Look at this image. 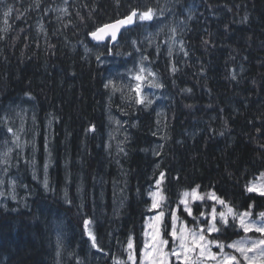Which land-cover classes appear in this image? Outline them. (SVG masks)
I'll return each instance as SVG.
<instances>
[{
  "label": "trees",
  "instance_id": "1",
  "mask_svg": "<svg viewBox=\"0 0 264 264\" xmlns=\"http://www.w3.org/2000/svg\"><path fill=\"white\" fill-rule=\"evenodd\" d=\"M129 5L166 11L125 31L108 54L89 33L123 17ZM189 11L187 26L176 27L183 51L170 54L168 42H152L148 53L163 85L158 114L154 105H137L127 87L141 59L137 49L148 42V25L157 32L168 16ZM113 110L128 118L126 155L106 148ZM7 149L9 164H0V173L8 168L19 196L0 202V264H57L49 211L67 220L62 264H90L84 219L92 221L99 252L108 254L100 264L127 260L128 237L143 244L149 192L160 172L166 220L178 194L196 185L236 211L250 204L254 213L264 211V198L245 191L264 172V0H3L0 153ZM193 211L199 215L197 203ZM179 215L191 221L182 205ZM244 235L226 227L219 239Z\"/></svg>",
  "mask_w": 264,
  "mask_h": 264
},
{
  "label": "snow or ice",
  "instance_id": "2",
  "mask_svg": "<svg viewBox=\"0 0 264 264\" xmlns=\"http://www.w3.org/2000/svg\"><path fill=\"white\" fill-rule=\"evenodd\" d=\"M2 2L3 0H0V3ZM117 3H119V0H117ZM12 10L9 7L4 12V16L8 17ZM60 11L67 14V8ZM165 11V8L153 7L151 5L143 7H132L129 5V11L123 17L115 19L110 23L96 26L89 35L97 44L107 48L108 54H111L112 48L119 43L118 36H123L122 29L127 31L133 25L142 27L147 22L158 21ZM5 23L7 24V20H5ZM160 31H162V28ZM171 31L175 33L176 29L172 28ZM148 39L151 42V34H149ZM136 43L135 40L132 41L133 45ZM181 50H183L182 42ZM169 53L171 54V48L169 49ZM101 55H97V60H100ZM185 55H187L186 52ZM146 59L147 57H142V60ZM173 71H175V68H173ZM146 72L147 76L155 77L153 72L141 66L138 71L132 74L131 79L135 83L127 85L129 91L134 93L132 99L135 103L144 107L153 103L147 94H142L144 82L147 80ZM110 85H113L112 80H109L105 84V88H108ZM147 86L152 88L163 87L155 78L148 80ZM119 90L118 87H113V91ZM91 130L94 131L95 129ZM7 131L13 134L14 139L12 143L15 144L16 148H19V136L10 127L7 128ZM11 151L12 149H7L3 153H0V164H9ZM7 171L8 168H4V172L7 173ZM46 172L47 165H45ZM165 178L166 174L160 172L159 177L155 181L157 191L149 192V195L152 197L151 209L159 208L161 201L166 199L161 189ZM4 183L5 181L0 179V186ZM44 187H48L46 175ZM199 188L200 186L196 185L190 191L186 190L182 194H178L180 199L177 207L179 208L182 205V212L186 213L187 217H191V221H181L176 210L169 211V219L167 220L165 219L164 211L158 212L150 218V222L147 224V228L151 229V231L144 232L146 239L143 241V244H134V239L130 235L125 249L127 260L116 259L113 256L112 264H264V211L254 213V206L252 204L248 205V208L243 212L236 211L228 201L217 196L214 192L200 194ZM245 191L247 193H257L259 197L264 198V172H261L259 177L255 178L254 181L249 182L245 186ZM5 195L4 191H0V197H4ZM205 198L213 200L215 203L207 213L199 211L201 205L197 204L199 215L194 216L190 201H204ZM12 199H15L14 192ZM249 199H252V197H249ZM216 205H219L222 210L217 212ZM229 217L231 218V224H229ZM178 221H180L179 227ZM91 224L92 221L90 219H84L83 231L91 241V247L103 252V248L98 245L96 235L91 230ZM226 227H231L237 235H239L240 231L246 235L232 240L230 243H225L219 239V234H222V229ZM213 233H217L218 235L212 236ZM248 233H252L253 236L247 235ZM57 243L59 247V237ZM213 247L217 250L213 251ZM226 249H230L231 251H226ZM57 254L59 255V253ZM105 255L107 256L108 254L105 253Z\"/></svg>",
  "mask_w": 264,
  "mask_h": 264
},
{
  "label": "rangeland",
  "instance_id": "3",
  "mask_svg": "<svg viewBox=\"0 0 264 264\" xmlns=\"http://www.w3.org/2000/svg\"><path fill=\"white\" fill-rule=\"evenodd\" d=\"M167 18H168L167 21L160 26V28L157 32L146 31V40L148 42H147V44H144L138 48L139 51H137V55H138L137 58H141V59L138 60V62L136 63V68H135V71H138L139 68L141 66H143L155 74V77H152V76H147V72L145 73V75L147 76V80L144 82L142 94H147L148 98L153 101V103L147 107H151L154 105L156 112L158 114H161L163 112V108H162V105H163V103H162V94H163L162 87L161 88H152V87L147 86L148 80H152L153 78H155V80L161 84V81L159 79V75L157 74V72L154 68L155 66L153 65L155 63L156 59L153 60L148 56V53H151V49L154 46V45H152V42L153 43L156 42L159 45L160 44L162 45V44H165L168 42V44H169L168 45V51L171 47H172L171 52L179 53V52L183 51V50H181V42H182L181 39L175 40V41H171L169 39H170V35L172 32L171 29L176 28L178 26H182L183 25L182 22L185 20V17L184 16H168ZM161 28H162V31H160ZM149 34H151V42H149V39H148ZM171 36H173L174 39L176 38L175 33L172 34ZM182 45H183V42H182ZM183 48H184V45H183ZM155 52H156V50L154 49V53ZM142 57H147V59L142 60ZM134 83H135V81L133 82V84ZM115 96L116 95L114 93L111 94L110 99L112 100L113 98H115ZM108 116H109L108 117V132H107L108 133L107 134L108 148L112 152L119 154L125 149V146L128 144V140L130 138L129 124L127 122L128 118H127V115L124 112H122V110H120V111L113 110L110 112V114ZM4 168L2 169V171L0 173V179H3L5 181V183L2 186H0V191H4L6 193V195L4 197H0L1 203H6V202H8V200L15 201L16 198L19 196L18 190L13 185L12 179L10 177H7L8 173L4 172ZM161 189H162V185H161ZM153 191H157L156 187H154ZM13 192L15 195V199H12ZM205 199L212 202L213 204L215 203V201H213V200H210L207 198H205ZM151 200H152V197H151ZM196 202H202V201H190L191 206H192V204H194ZM164 204H165V200L161 201V206L159 208H156V209L150 208V214L148 215V218L146 221L145 231H151V229L147 228V224L150 222V218L152 216L156 215L160 211H163ZM216 207H217V212L222 210L219 205H216ZM48 213H49L50 225H51V228H52L54 235H55V238H56V240H54L55 250H56V253H59V255L57 254V264H62L63 263L64 246H65V241H66V237H67L66 234H67V230H68L67 223H66L67 222L66 216L59 215L58 212L56 213L54 211H49ZM177 215H178V213H177ZM60 224H63V226L61 227ZM229 224H231V218L230 217H229ZM179 226H180V221H178V227ZM58 237L60 239V246L59 247H58V243H57ZM145 239H146V237H145ZM216 250L217 249L215 247H213V251H216ZM88 255H89V263H91V264H100V261L102 259H105L99 251H97L96 249H94L92 247L90 248ZM250 255H252V253H250Z\"/></svg>",
  "mask_w": 264,
  "mask_h": 264
},
{
  "label": "water",
  "instance_id": "4",
  "mask_svg": "<svg viewBox=\"0 0 264 264\" xmlns=\"http://www.w3.org/2000/svg\"><path fill=\"white\" fill-rule=\"evenodd\" d=\"M122 30H123V29H122ZM122 30H121V31H122ZM95 42H96V41H95ZM96 43H97V42H96Z\"/></svg>",
  "mask_w": 264,
  "mask_h": 264
}]
</instances>
